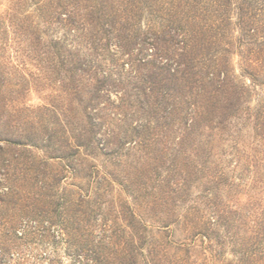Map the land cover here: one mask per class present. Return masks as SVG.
<instances>
[{
    "label": "trees",
    "instance_id": "1",
    "mask_svg": "<svg viewBox=\"0 0 264 264\" xmlns=\"http://www.w3.org/2000/svg\"><path fill=\"white\" fill-rule=\"evenodd\" d=\"M6 12L0 27L25 26L37 41L39 21L87 33L92 55L65 38L51 41L72 87L83 77L91 83L85 116L113 80L99 69V58L126 55L142 81L135 84L137 118L109 152L99 142L97 121L81 124L55 106L42 146L34 134L0 130V150L12 159L7 171L18 169L5 177L0 199L12 211L0 221L10 245L47 220L56 242L85 264H264V173L258 171L264 149L239 154L236 164L217 150L242 117L254 121L264 146V103L251 108L250 86L232 65L239 55L243 75L264 82V0H11ZM29 144L47 157L37 158ZM96 148L117 172L103 164L101 173L92 164L83 178L95 177L94 186L84 191L74 184L80 192L66 193L64 171L80 172L82 157H96ZM134 148L141 150L134 169H124ZM242 161L255 169L253 184L236 174ZM106 204L109 212L101 208ZM97 214L103 233L95 239Z\"/></svg>",
    "mask_w": 264,
    "mask_h": 264
},
{
    "label": "rangeland",
    "instance_id": "2",
    "mask_svg": "<svg viewBox=\"0 0 264 264\" xmlns=\"http://www.w3.org/2000/svg\"><path fill=\"white\" fill-rule=\"evenodd\" d=\"M10 5L11 0H0V15L7 14L6 11ZM35 27H37V34L41 37L40 41L33 39L31 33L26 31L25 26H19L17 23L13 25L4 24L0 27V38L2 39L0 40L1 132H9L21 138H30L29 136L34 134L39 146H42L47 126H52L53 121V112L49 108L55 106L58 110L64 111L74 121L79 120L81 124H85L92 117L100 124V127L97 128V134L100 144H105L104 152L114 149L117 146L114 138L122 133L124 128H131L132 123L134 124L131 117L137 118L136 114L138 115L137 111L134 110L137 106L135 84H141L142 81L139 78L141 74L133 70L135 65L133 68L130 64L131 58L121 55L119 52L117 53L119 56L116 58H119V60L114 59L113 56L109 59H98L99 69L111 73L113 80L109 82L110 90L103 93L98 100L99 105H93L92 107H95L91 110L89 107L87 116H85L84 108L89 105L90 101L92 102L91 92L93 91L92 87L89 86L91 83L88 78L83 77L80 83H75L76 87H72L71 80L66 77V71L61 67L59 59L53 53L56 48L51 45V41L55 37L65 38L69 44L80 46L82 52L92 55L94 52L90 44L87 43V33L81 30L73 31L74 29L70 30V27L60 24L45 25L42 21H39L38 25L35 24ZM123 61L128 62L125 67L121 66ZM232 65L237 79L240 81L245 80L250 86L249 105L252 109L257 108L264 103V82L253 84L248 77L243 75L246 74L242 70L245 65L241 62L239 55L234 54ZM122 99H126L128 102L126 103ZM123 112H126L130 117H123ZM253 124L254 121L246 117L234 121L233 125L230 126V131L224 134L225 139L221 143L218 141L217 150L224 154L222 158L232 160V164H236L241 154L244 155L247 151L253 153L255 148L264 149L261 140L255 133ZM111 130H114L115 133L110 134ZM4 145L0 137V146L3 147ZM28 147L37 158L47 157V153L42 148H35L31 145ZM129 151L132 153V157L126 159V162L123 158V167L124 169L133 170L134 165L132 162L138 158L137 155L141 153V150L134 148ZM95 154L97 155L93 158L85 157L83 159L82 157L83 166L78 167L80 172H72L69 169L64 171L66 178L61 182V185L67 188L66 193L72 192L71 189L80 192L74 184L82 187L84 191H88L90 187L94 186L95 177H92V180L83 178V175L86 174L92 164H95L101 173L104 171L103 164L111 172H117V167L108 161L109 158L105 154H102L97 148ZM10 159L11 156L5 149L0 150V199L4 197V192L7 190L5 177L9 172H18L17 167H14V165H11L7 171L6 164L12 160ZM263 168L264 166L260 168L261 171H258L264 173ZM254 171L255 169L248 170L244 161L238 163L236 168V174H242L244 182L248 185L253 184L251 177H254ZM115 186L116 188L119 187L118 185ZM256 192L262 196L260 189ZM91 193L95 195V193ZM251 193H255V191L253 190ZM123 197L128 199L126 193H123ZM241 198L244 199L243 196ZM96 208V206L93 207L95 212L98 211ZM101 208L109 212L110 204H106ZM7 213L11 214L12 211L8 212L7 206L0 200V221L3 215ZM93 222L96 225L93 230V233H95L94 238L98 239V236L103 233L100 227L102 223L101 215L97 214ZM21 224L18 226L20 227ZM48 225L47 220L43 221L38 225V230L31 232V229H29L26 237L23 239L15 238L16 241L10 245L8 243V232L0 224V264H50L51 262L52 264H85L83 260L79 262L73 250L67 251L63 242H56L57 240L52 235L54 226H51V229L48 230ZM22 226H24V223ZM54 258L61 259L55 262Z\"/></svg>",
    "mask_w": 264,
    "mask_h": 264
}]
</instances>
